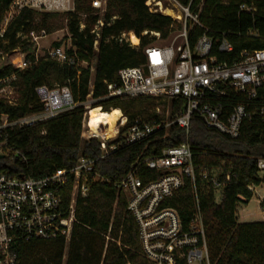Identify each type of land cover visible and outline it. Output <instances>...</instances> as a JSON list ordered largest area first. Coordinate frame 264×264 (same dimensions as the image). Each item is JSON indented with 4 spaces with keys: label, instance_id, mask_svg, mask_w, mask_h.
Listing matches in <instances>:
<instances>
[{
    "label": "trees",
    "instance_id": "1",
    "mask_svg": "<svg viewBox=\"0 0 264 264\" xmlns=\"http://www.w3.org/2000/svg\"><path fill=\"white\" fill-rule=\"evenodd\" d=\"M13 0H0V26ZM148 0H107L106 10L100 15L92 6L93 0H74V10L68 12L39 11L28 7L16 14L0 36V51L19 46L30 50L33 43L24 38L31 30H45L48 34L67 28L77 60L90 63L95 60L93 75L94 93L90 97L92 72L88 67L69 65L42 57L13 82L18 87L19 104L16 107L0 103L2 111L13 117L41 111L43 104L36 88L46 85L68 86L79 105L46 122L14 131L10 144L21 154L0 160V170L12 176L41 177L57 169L72 168L81 156H101L98 139L82 138L85 103L93 100L94 106L104 111L127 116L122 131L136 119L161 121L179 112L182 100L168 102L153 97L106 98V82H118L119 70L141 66L146 61L144 48L153 43L151 32H157L169 44L183 23L161 11H151ZM190 6L198 14L201 25L187 21L188 40L193 47L199 37L208 34L213 38L212 54L219 61L232 62L244 50L264 48V0H178ZM252 6L254 12L242 10ZM102 20L99 36L93 31ZM82 23L84 27L82 28ZM148 31L147 34H144ZM134 32L140 38V46L132 47L119 40L123 33ZM98 39V51L94 42ZM224 40L233 45L231 52L221 51ZM58 47L62 41L53 43ZM73 54V50H69ZM13 72V67L0 69V77ZM162 106V113L157 108ZM112 109V110H111ZM188 142L194 152L195 167H205L210 172L218 170L226 180L219 199L211 186L197 181L198 199L206 228L210 264H264V220L240 222L239 207L248 204L253 197L250 185L264 182L257 167V159L264 158V123L259 120L245 122L241 136L233 139L217 130L206 127L203 120L194 115L190 132L177 124L151 134L147 139L117 150L96 162L97 173L108 181H95L90 194L79 198L77 220L67 257L64 260L65 241L30 240L18 244L17 264H153L142 251L139 227L128 209L126 193L118 187L133 166L138 167L140 177L148 181L158 177L147 168L146 159L158 156L167 147ZM69 199V198H68ZM196 195L190 179L186 185L165 203L177 209L184 223H188L195 209ZM178 264H186L184 260Z\"/></svg>",
    "mask_w": 264,
    "mask_h": 264
},
{
    "label": "built area",
    "instance_id": "2",
    "mask_svg": "<svg viewBox=\"0 0 264 264\" xmlns=\"http://www.w3.org/2000/svg\"><path fill=\"white\" fill-rule=\"evenodd\" d=\"M146 4L151 11L152 2ZM181 14L174 18L183 23V29L169 44H148L144 48L146 61L141 66L124 67L119 70L118 82H106V98L113 97H153L168 102L182 100L183 104L173 119L161 121L136 119L134 124L122 131L128 118L122 115L116 120L115 133L109 137L105 132L109 123L99 125V132L89 126L90 112L85 110L82 138L98 139L101 142V156L87 158L81 156L75 167L61 168L41 177L12 176L0 170V264L18 263V244L20 241L64 239L67 257L77 220L79 198H86L95 181H108L96 171V162L117 150L121 146L131 145L147 139L154 132L167 129L172 124L183 128L188 135L194 115H198L210 129L219 131L233 139L241 136L245 122L259 120L264 123V48L244 50L239 58L219 61L212 54L213 38L203 34L195 46L188 40L187 21L200 24L198 14H193L190 6L182 5ZM73 4V7H72ZM107 0H93L92 6L106 10ZM160 6V5H159ZM28 7L39 11L67 12L74 9V0H13L0 26V36L4 35L10 23L9 17ZM242 10L253 13L252 6H241ZM11 18V20H12ZM102 20L93 31L99 36ZM130 33H123L119 40H125L132 47L140 46L130 39ZM145 31L144 34H147ZM157 37L160 34L151 32ZM45 30H31L26 38L33 43L32 51L19 46L12 50L0 51L4 68L11 66L13 72L0 77V103L16 107L19 104L18 87L13 84L16 75L27 70L34 62L28 54L35 55V62L45 57L62 66H84L87 61L77 60L76 50L52 46L41 51L40 39L47 36ZM98 39L94 48L98 51ZM219 49L231 52L233 45L224 40ZM89 64V63H88ZM90 65V64H89ZM87 65L86 67H88ZM92 72L91 92L94 93L93 75L95 60L90 65ZM38 98L43 104L41 111L13 117L0 107V155L2 159L21 153L10 144L16 130L46 122L63 112L76 108L72 91L68 86L46 85L36 88ZM103 110L102 106H99ZM94 108L92 107V110ZM112 110V109H111ZM157 113H162L160 107ZM195 152L188 143L167 147L161 153L144 162L148 169L157 172L158 177L143 180L138 174V167L133 166L119 183L128 198V209L133 213L139 227V239L143 254L153 264H210L206 228L198 199V179L211 186L217 199L230 176L221 179L218 170L209 171L205 167H195ZM0 159V160H2ZM257 167L264 173V158L257 159ZM190 179L196 195L193 216L184 223L179 211L165 203L173 197ZM249 189L254 191L255 186ZM69 198V199H68ZM264 209V196L259 198Z\"/></svg>",
    "mask_w": 264,
    "mask_h": 264
},
{
    "label": "rangeland",
    "instance_id": "3",
    "mask_svg": "<svg viewBox=\"0 0 264 264\" xmlns=\"http://www.w3.org/2000/svg\"><path fill=\"white\" fill-rule=\"evenodd\" d=\"M158 2H161L160 6L158 5ZM174 4H175L174 0H155V1L152 2V6L151 7L153 9L154 8L158 9L159 11H161L162 13H164L166 15H170L171 17L177 18V16L179 14H181V9H180L179 6L176 7ZM72 7H73V4H72ZM73 10L74 9L71 8L70 11H73ZM166 10H171L172 14L166 13ZM104 12H105V10H99L100 15H103ZM11 18L12 17H9L8 21H11ZM83 27H84V24L82 23V28ZM99 30H100V28H99ZM179 32H180V28L177 31V34ZM177 34H175L174 37H172V39H174ZM149 37L150 38H154L152 41L156 42L158 44H166V43H168L167 42L168 40H164L161 37L155 36L154 34H150ZM24 38H26V36H24ZM39 41H40V44H41V47H42L41 51L46 50V48H48V47L54 46L53 43L56 42V41H62V45L61 46L64 47V48H70V49H74V50L76 49L73 46L72 42H71V39L69 37V32H68L67 28H64V29L58 30L56 32H53L51 34H48L47 36L43 37ZM30 51H32V48L30 49ZM89 64L92 65V61ZM89 64L88 63H86V64L84 63L83 67H86ZM3 68H4V61H2L0 59V69H3ZM85 104H86L85 105V110H89L91 108V114H92V107L93 108L99 107V106H94L93 105V100H91V99H89L87 101V103H85ZM160 108L162 109V106H160ZM115 114H118V113H115ZM118 115L121 116L120 114H118ZM260 176L263 177L264 173L260 172ZM261 196H264V182L261 185H259V186H255V189L253 191V197L249 201L248 204H241L240 205L239 214H238L240 222H255V221H260V220L264 219V209L262 207V203L259 201V198Z\"/></svg>",
    "mask_w": 264,
    "mask_h": 264
},
{
    "label": "bare ground",
    "instance_id": "4",
    "mask_svg": "<svg viewBox=\"0 0 264 264\" xmlns=\"http://www.w3.org/2000/svg\"><path fill=\"white\" fill-rule=\"evenodd\" d=\"M160 4H161V2H158V5H160ZM166 13L172 14V11L166 10ZM130 39L133 41L134 44H137L139 42L138 37L133 32L130 33ZM119 117L120 116L118 114H115V113L113 114L112 112H107V111H104V110L100 109L99 107H97V108H94L92 110V114L90 112L89 126L95 132H99V125L100 124L109 123L110 126H109V128H107L105 133L107 135H109V137H112L115 133L114 126H115L116 120Z\"/></svg>",
    "mask_w": 264,
    "mask_h": 264
},
{
    "label": "water",
    "instance_id": "5",
    "mask_svg": "<svg viewBox=\"0 0 264 264\" xmlns=\"http://www.w3.org/2000/svg\"><path fill=\"white\" fill-rule=\"evenodd\" d=\"M3 158V155H0V159H2Z\"/></svg>",
    "mask_w": 264,
    "mask_h": 264
},
{
    "label": "crops",
    "instance_id": "6",
    "mask_svg": "<svg viewBox=\"0 0 264 264\" xmlns=\"http://www.w3.org/2000/svg\"><path fill=\"white\" fill-rule=\"evenodd\" d=\"M264 220V219H263Z\"/></svg>",
    "mask_w": 264,
    "mask_h": 264
}]
</instances>
